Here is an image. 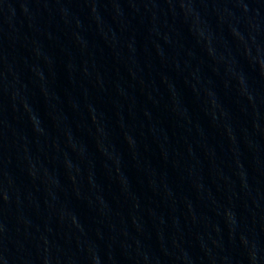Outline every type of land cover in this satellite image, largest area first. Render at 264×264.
I'll return each instance as SVG.
<instances>
[{
  "label": "water",
  "instance_id": "95a60500",
  "mask_svg": "<svg viewBox=\"0 0 264 264\" xmlns=\"http://www.w3.org/2000/svg\"><path fill=\"white\" fill-rule=\"evenodd\" d=\"M0 264H264V0H0Z\"/></svg>",
  "mask_w": 264,
  "mask_h": 264
}]
</instances>
